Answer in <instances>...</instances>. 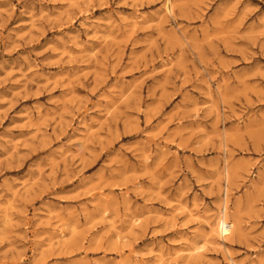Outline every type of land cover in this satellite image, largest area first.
Wrapping results in <instances>:
<instances>
[{"label":"rangeland","instance_id":"1","mask_svg":"<svg viewBox=\"0 0 264 264\" xmlns=\"http://www.w3.org/2000/svg\"><path fill=\"white\" fill-rule=\"evenodd\" d=\"M231 258L264 264V0H0V264Z\"/></svg>","mask_w":264,"mask_h":264},{"label":"bare ground","instance_id":"2","mask_svg":"<svg viewBox=\"0 0 264 264\" xmlns=\"http://www.w3.org/2000/svg\"><path fill=\"white\" fill-rule=\"evenodd\" d=\"M220 215L221 216H219L216 226H218L219 234L222 236H226L231 233V230L233 228V223L226 217L224 211ZM231 261L232 262L230 264H237L235 261L232 260V258Z\"/></svg>","mask_w":264,"mask_h":264}]
</instances>
